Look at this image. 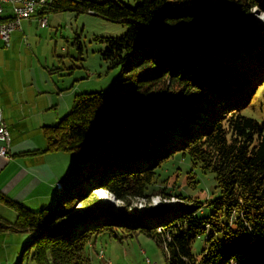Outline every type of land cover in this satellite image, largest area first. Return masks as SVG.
<instances>
[{
  "label": "trees",
  "instance_id": "1",
  "mask_svg": "<svg viewBox=\"0 0 264 264\" xmlns=\"http://www.w3.org/2000/svg\"><path fill=\"white\" fill-rule=\"evenodd\" d=\"M255 7L264 12V0H52L46 13L87 11L127 25L123 35L104 38L102 53L122 68L126 87L78 93L57 124L43 125L45 148L20 152H73L76 165L64 173L58 191L66 194L54 205L57 196L32 210L0 193L17 214L0 216V233L30 238L19 264H94L91 239L105 230L120 242L144 232L167 264H264V123L243 112L264 82ZM208 24L210 34L202 33ZM216 38L252 63L240 53L225 59ZM176 154L213 172L219 194L201 201L179 192L183 202L167 216L135 218L112 214L94 192L102 188L125 203L148 197L159 168Z\"/></svg>",
  "mask_w": 264,
  "mask_h": 264
},
{
  "label": "rangeland",
  "instance_id": "2",
  "mask_svg": "<svg viewBox=\"0 0 264 264\" xmlns=\"http://www.w3.org/2000/svg\"><path fill=\"white\" fill-rule=\"evenodd\" d=\"M123 1L131 6H136L140 2V0ZM262 14L264 12L261 13L256 7L253 8L252 15L255 18L253 23L255 29L259 31H261V26L264 28V24L261 25L262 21L260 20ZM47 17L49 22L45 26L40 24L37 16H33L31 22L23 21L22 29L17 31L19 40L16 49L11 51L14 73L10 72L9 75L12 78H19L18 88L26 89L25 94H33L37 104H40L37 108L25 106L15 111H12L15 107L11 106L6 112L19 123L13 125L19 128L16 131L23 138L21 140L23 145L29 147L36 146L35 142H39V145L44 147L46 139L43 133V124L53 120L57 121L61 116L64 117L71 110L78 93L93 91L114 93L118 87L123 90L126 87V81L120 80L123 77L122 68L112 65L102 54L107 45L104 38L123 35L127 30V25L124 22L108 20L87 11L81 13L49 11ZM248 18L251 21V18ZM209 26L211 24L204 26L205 34H210ZM256 36L263 41L262 33H257ZM216 39L220 45L221 55L225 59L236 61L239 58L238 53H240L248 64L252 63L244 50L234 47L231 43L225 44L218 38ZM12 43L14 40L11 41ZM4 48L6 47L4 46ZM7 49L12 48L8 47ZM11 87L15 89V83H11ZM46 99L52 101L51 108L42 105ZM27 100L30 103L29 97ZM4 103V98L0 96V105L4 117H6ZM243 112L264 123V82L259 85L252 101L243 109ZM39 118H44L45 121L38 122ZM58 122L59 120L55 124ZM66 152L49 151L48 160L59 169L64 167L65 162L67 168L75 166V153ZM66 154H70L73 158L66 159L68 156ZM70 161H72L71 164H68ZM189 176H193V179L197 180L195 187L188 184ZM158 180L157 185H154L155 189L152 188L148 197H138L129 203H121L117 199L116 203L104 201L105 197L101 195V192H109L102 188L95 189L94 192L101 199L104 208L110 210L112 214L124 215L127 212L135 218H141L145 214L149 215L154 210L161 216H167L179 206L177 203H182L181 197L178 195L179 192L201 201L209 200L220 192V188L216 187L213 172H203L199 167L193 166L189 158L181 154H176L163 163L159 168ZM64 194H66L64 191H57L53 205L60 202ZM168 205L175 206L171 211H160ZM205 210L206 213H209L210 207L205 206ZM12 211L14 220L17 217L16 211L0 201V213L3 216L10 218ZM138 211H141L140 214H137ZM153 222L156 221L153 220ZM161 224H157L158 229ZM24 234V243L26 244L30 238L28 233ZM205 237V234L196 237L193 244L194 253L201 252L205 245ZM91 240L90 254L94 264H110V260L112 264H143L146 256H149L153 263L167 264V256L163 253L158 241L148 237L144 232H139L126 238L124 242H120L105 230L98 235L94 234ZM22 251L23 246L11 253L2 249L0 252L1 264H19ZM23 264H34V262L25 260Z\"/></svg>",
  "mask_w": 264,
  "mask_h": 264
},
{
  "label": "crops",
  "instance_id": "3",
  "mask_svg": "<svg viewBox=\"0 0 264 264\" xmlns=\"http://www.w3.org/2000/svg\"><path fill=\"white\" fill-rule=\"evenodd\" d=\"M23 21L31 22L32 17ZM18 30L19 29L13 31L11 36V41L14 40V43L10 44V46H5L3 43L0 44V96L5 100L4 108L6 117H4L1 105L0 108L2 110L4 121L8 125L11 134L10 154L7 157L0 156V193L22 202L32 210H38L51 204L58 191L56 182L63 179V175L69 167H65L66 162L61 169L55 167L48 160L49 152H40L36 154L20 153L34 149L42 150V148H45L46 144L44 147H41L39 142H35L36 146L31 145V147L23 145V142L21 141L23 138H21L16 131L19 128L13 125H18L19 123H17V120L13 118L12 115L6 113L11 106L15 107L14 110H12L15 111L16 109L24 108L25 106L29 108H37L40 105L37 104L36 98L33 97V94H25L26 89L20 90L18 88L17 84L19 78H12L9 75L10 72L14 73V67L11 62V51H14L18 44ZM4 46L6 48H4ZM8 47L12 49H7ZM11 83H15V89H12ZM28 97L30 103H28ZM42 105H47L51 108L53 103L50 99H46ZM60 118L58 120H60ZM42 121H45V119H38V122ZM57 121L53 120L49 123H44L43 125H52ZM63 152L67 153L66 151ZM66 155H68L66 156V159L71 160L73 158L70 154ZM71 162L72 161L68 164H71ZM0 216H3V214L0 213ZM10 216V218L3 217L10 221L13 220V211ZM24 233L28 232L6 231L0 233V252L2 249L6 252L8 251V253L13 252V250L16 252L18 247L22 246L25 241Z\"/></svg>",
  "mask_w": 264,
  "mask_h": 264
},
{
  "label": "built area",
  "instance_id": "4",
  "mask_svg": "<svg viewBox=\"0 0 264 264\" xmlns=\"http://www.w3.org/2000/svg\"><path fill=\"white\" fill-rule=\"evenodd\" d=\"M52 0H0V44L10 46L13 31L22 28V21L37 16L40 24H48L46 9ZM10 131L0 108V156H9ZM59 188V181L56 182ZM145 252V250H144ZM143 264H155L146 256Z\"/></svg>",
  "mask_w": 264,
  "mask_h": 264
},
{
  "label": "water",
  "instance_id": "5",
  "mask_svg": "<svg viewBox=\"0 0 264 264\" xmlns=\"http://www.w3.org/2000/svg\"><path fill=\"white\" fill-rule=\"evenodd\" d=\"M261 25H263V24H261ZM205 26H208V25H205ZM209 28V30H210V26L208 27ZM254 29H255V27H254ZM201 32L202 33H204V27L201 29ZM257 33H262L263 34V37H261L262 39H264V28L261 26V31H259L258 29H255V34L257 35ZM205 34V33H204ZM258 37V36H257ZM258 38H260V37H258ZM59 181H61V180H59ZM62 182V181H61ZM56 187H57V184H56ZM57 189H59L58 187H57ZM59 190H61V189H59ZM112 195V194H111ZM115 199H117V197H115L114 195H112ZM104 201H107V199H105L104 198ZM175 206V205H174ZM174 206L173 205H168V207H166L165 209H163V210H160V211H171V209L172 208H174ZM140 212L141 211H138L137 212V214H140ZM153 215V216H157V215H159V212H155V210L154 211H152V212H150L149 213V215Z\"/></svg>",
  "mask_w": 264,
  "mask_h": 264
},
{
  "label": "bare ground",
  "instance_id": "6",
  "mask_svg": "<svg viewBox=\"0 0 264 264\" xmlns=\"http://www.w3.org/2000/svg\"><path fill=\"white\" fill-rule=\"evenodd\" d=\"M260 20L262 21L261 24H264V14L261 15ZM59 183H60L59 189H61V190L64 189V187H63V182L59 181ZM102 191H103V190H102ZM101 195H102L103 197H105V199H107L108 201H111L112 203H116V199H115L111 194H109V193H105V192H101ZM179 199H180V198H179ZM173 200H175V199H173ZM181 200H182V199H181ZM117 201H120L121 203L124 202V201L121 200V199H117ZM154 201H155V200H154ZM182 202H183V200H182ZM175 203H177V202H175ZM178 204H180V203H177V205H178ZM109 263L112 264L111 260L109 261ZM155 264H157V263H155Z\"/></svg>",
  "mask_w": 264,
  "mask_h": 264
}]
</instances>
